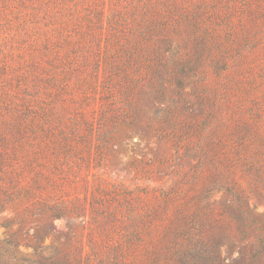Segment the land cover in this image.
Segmentation results:
<instances>
[{"label":"rangeland","instance_id":"rangeland-1","mask_svg":"<svg viewBox=\"0 0 264 264\" xmlns=\"http://www.w3.org/2000/svg\"><path fill=\"white\" fill-rule=\"evenodd\" d=\"M0 205V264H264V0H0Z\"/></svg>","mask_w":264,"mask_h":264},{"label":"trees","instance_id":"trees-1","mask_svg":"<svg viewBox=\"0 0 264 264\" xmlns=\"http://www.w3.org/2000/svg\"><path fill=\"white\" fill-rule=\"evenodd\" d=\"M49 208H51V209H50V210H51V213L60 210V208H58V207H56V206H52V207H50V206L47 205V206H46V209L49 210ZM46 209H45V210H46ZM3 211H4V206H3V205H0V213H2ZM53 215H54V213H53ZM57 216H62V215H57Z\"/></svg>","mask_w":264,"mask_h":264}]
</instances>
